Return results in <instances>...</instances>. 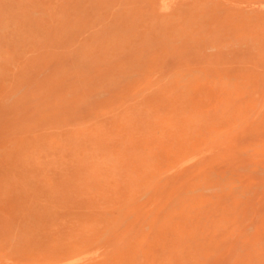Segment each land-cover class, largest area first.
Wrapping results in <instances>:
<instances>
[{"label": "rangeland", "instance_id": "1", "mask_svg": "<svg viewBox=\"0 0 264 264\" xmlns=\"http://www.w3.org/2000/svg\"><path fill=\"white\" fill-rule=\"evenodd\" d=\"M69 261L264 264V0H0V264Z\"/></svg>", "mask_w": 264, "mask_h": 264}, {"label": "bare ground", "instance_id": "2", "mask_svg": "<svg viewBox=\"0 0 264 264\" xmlns=\"http://www.w3.org/2000/svg\"><path fill=\"white\" fill-rule=\"evenodd\" d=\"M166 96H167V95H166ZM45 98H46V97H45ZM45 98H44V99H45ZM112 111H113V110H112ZM49 128H50V127H49ZM49 128H48V129H49ZM162 128H163V127H162ZM160 130H161V128H160ZM57 135H58V134H57ZM49 139H50V138H49ZM58 142H59V141H58ZM172 148H173V147H172ZM39 150H40V149H39ZM30 155H31V154H30ZM66 224H67V223H66ZM69 225H70V224H69ZM69 228H70V227H69ZM70 229H71V228H70ZM65 233L68 234V232H66V231H65ZM55 234H56V233H55ZM66 234H62V235H66ZM56 236H57V235H56ZM69 236H70V235H69ZM55 242H56V241H55ZM59 242H60V241H59ZM54 244H55V243H54ZM73 245H75V244L73 243ZM73 247H74V246H73ZM64 251H65V250H64ZM68 255H69V254H68ZM70 256H71V255H70ZM67 258H69V257H67ZM75 258H76V257H75ZM65 259H66V257H65ZM71 259H72V258H71ZM70 261H71V260H70ZM70 261H69V264H70ZM72 261H73V260H72ZM76 261H77V260H76ZM74 262H75V261H74ZM91 262H92V261H91ZM97 262H98V261H97ZM73 264H74V263H73ZM89 264H90V263H89Z\"/></svg>", "mask_w": 264, "mask_h": 264}]
</instances>
